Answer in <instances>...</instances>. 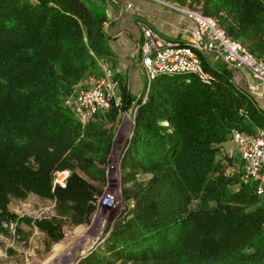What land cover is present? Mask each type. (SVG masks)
I'll list each match as a JSON object with an SVG mask.
<instances>
[{
  "label": "trees",
  "instance_id": "16d2710c",
  "mask_svg": "<svg viewBox=\"0 0 264 264\" xmlns=\"http://www.w3.org/2000/svg\"><path fill=\"white\" fill-rule=\"evenodd\" d=\"M197 5L234 39L264 58V0H166ZM196 7V6H195ZM106 14L92 0H0V230L23 220L10 198L29 194L57 203L78 224L97 211L100 191L78 169L105 180L113 138L95 121L81 123L64 105L111 55ZM207 85L196 77L160 76L139 101L122 157L127 213L107 240L111 259L82 264H264V200L218 158L232 132L264 131V110L228 68ZM115 122L136 100L121 85ZM151 175L138 181L133 170ZM68 169L65 188L54 173ZM133 207L130 208V205ZM53 242L51 220L36 221Z\"/></svg>",
  "mask_w": 264,
  "mask_h": 264
},
{
  "label": "built area",
  "instance_id": "2783aa9c",
  "mask_svg": "<svg viewBox=\"0 0 264 264\" xmlns=\"http://www.w3.org/2000/svg\"><path fill=\"white\" fill-rule=\"evenodd\" d=\"M196 23L195 30L185 44L172 41L149 24L141 25L142 40L139 47L140 64L146 77L147 93L153 80L160 76H193L202 83H214L213 74L204 66L214 59L223 60L233 70H246L264 82V59L253 55L240 41L232 38L215 17L205 15L199 9L183 10ZM256 91L255 88H253ZM121 104L119 83L109 59H100L98 71L90 76L87 86L78 88L64 100V105L83 124L95 121ZM138 109V107H137ZM137 111V110H136ZM240 162L228 167V172L240 182L254 186L258 196L264 194V131L247 134L232 132ZM71 176L68 169L54 173V188H65ZM100 204L112 210L117 205L116 195L107 193ZM133 204L130 205V208Z\"/></svg>",
  "mask_w": 264,
  "mask_h": 264
},
{
  "label": "rangeland",
  "instance_id": "374dc122",
  "mask_svg": "<svg viewBox=\"0 0 264 264\" xmlns=\"http://www.w3.org/2000/svg\"><path fill=\"white\" fill-rule=\"evenodd\" d=\"M188 8L200 10L197 5ZM215 60L208 62V65L214 69L224 68ZM86 86L87 83L82 87ZM146 93L145 85L143 91L136 96L129 112L121 113L115 122L102 116L97 120L112 135L113 143L108 164L105 166L104 181L77 170L81 177L100 191L96 202L97 211L90 221L78 224L71 214L60 211L57 203L51 199L34 194H29L26 199L12 196L9 210L23 221L13 222L10 226L3 224L6 230H0V264H82L86 258L93 256L111 259L107 240L115 223L127 213L125 190L132 187V183L124 184L122 157L132 136L139 101L144 100ZM119 94L121 97V88ZM232 161L236 164L240 162L238 153H235ZM133 171L140 182L147 183L151 178V175L138 168ZM107 193L116 195L117 205L112 210L100 204ZM260 197L264 200V194ZM42 219L54 221L61 227V241L53 242L37 228L36 221ZM116 264L132 263L117 261Z\"/></svg>",
  "mask_w": 264,
  "mask_h": 264
},
{
  "label": "crops",
  "instance_id": "0c3cea01",
  "mask_svg": "<svg viewBox=\"0 0 264 264\" xmlns=\"http://www.w3.org/2000/svg\"><path fill=\"white\" fill-rule=\"evenodd\" d=\"M92 2L107 17L105 29L111 37L109 41L111 55L108 58L119 83V89L121 85H126L134 97L140 94L146 85L139 54L142 40L141 25L149 24L172 41L182 44L187 42L196 28L195 21L183 11L188 7L175 1L92 0ZM215 61L230 69L235 83L251 93L259 107L264 110V82L255 79L246 70L231 69L221 59ZM83 85L78 88H82ZM235 153L239 154L236 144L227 141L221 146L218 158L233 159Z\"/></svg>",
  "mask_w": 264,
  "mask_h": 264
}]
</instances>
